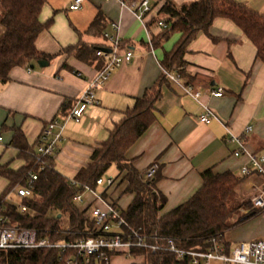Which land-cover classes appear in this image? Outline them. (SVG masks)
Wrapping results in <instances>:
<instances>
[{
  "label": "crops",
  "instance_id": "obj_1",
  "mask_svg": "<svg viewBox=\"0 0 264 264\" xmlns=\"http://www.w3.org/2000/svg\"><path fill=\"white\" fill-rule=\"evenodd\" d=\"M165 1L150 0L153 12L144 24L118 0H85L79 10H70L73 0H47L40 20H51V25L37 40V48L49 56L43 59L47 64L40 66L35 61L30 67H14L9 81L0 82V166L17 170L26 164L12 145L16 129L24 132L36 152L44 127L55 118L63 120L96 76L94 52L109 46L104 33L117 32L123 46L133 52L132 60L116 68L96 90L99 103L88 106L79 121L65 122L62 140L53 156L55 167L70 179L87 166L95 146L108 138L124 112L158 83L164 54L181 36L174 33L162 45H152V37L162 29L150 25V21ZM171 1L181 6L197 0ZM236 1L264 13V0ZM100 12L106 17V29L96 34L89 28ZM4 31L0 23V35ZM81 42L95 45L88 61L65 52L67 47ZM184 60L180 80L166 78L156 103V120L129 148L126 158L142 173L152 163H159L156 188L167 198L162 214L188 200L202 185V173L209 168L241 178L237 197L251 201L254 209L253 199L264 190V177L242 173V167L250 165L249 158L234 155L239 143L232 136L241 138L249 150L264 153V63L257 58L254 43L228 18H217L207 33L200 32L189 44ZM190 85L201 92V101L216 113L217 118L210 123L201 122L204 108L186 92ZM219 87L224 89V95L214 96L212 91ZM246 126H252V130L245 132ZM124 175L118 169L114 185L103 190L122 212L135 197L125 192ZM7 185L8 180L0 177V194ZM93 202V193L86 191L80 206H92ZM241 211L250 213L247 207ZM263 238L264 210L232 227L226 243L231 250L243 242ZM110 264L148 263L143 256L116 254Z\"/></svg>",
  "mask_w": 264,
  "mask_h": 264
},
{
  "label": "trees",
  "instance_id": "obj_2",
  "mask_svg": "<svg viewBox=\"0 0 264 264\" xmlns=\"http://www.w3.org/2000/svg\"><path fill=\"white\" fill-rule=\"evenodd\" d=\"M46 2L0 0V23L5 29L0 35V82L9 81L14 67H30L33 62L49 57L37 48L39 35L51 25V20L46 23L40 20ZM217 18H228L236 23L254 43L257 58L264 63V13L236 0H197L181 6L166 0L150 21V25H157L159 20L167 23L166 28L152 37V45H162L174 33L181 36L174 47L165 52L162 67L183 71L180 68L185 65L184 55L189 44L200 32L207 33ZM89 29L96 34L105 31L106 17L102 12ZM94 46L81 42L67 47L65 52L88 61ZM166 78L162 71L158 83L148 88L136 99L134 106L124 112L108 138L95 146L89 164L74 179L55 167L53 157L43 159V163L39 161L24 132L17 128L12 145L19 150L26 164L17 170L0 166V177L8 180L0 194V215L6 216L14 225L37 229L41 237H48L53 242L84 238L94 229L91 206L81 207L76 197L84 194L87 186L96 189L97 180L115 164L120 172H125V192L135 194L128 209L122 212L130 225L141 227L150 235L178 238V246L187 250H207L210 246L207 240L216 236L229 252L227 232L264 210L253 209L251 201L238 199L236 189L241 178L229 171L216 173L209 168L202 173V185L188 200L162 214L167 198L156 188L158 173L148 178L146 172H138L126 158L129 148L156 120V103L162 96ZM32 173L38 178L32 183V196L21 200L28 206V211L22 212L9 196L16 188L28 186ZM244 207L249 208L250 213H242ZM65 216L70 221L68 227L64 225ZM131 254L145 257L148 264H192L191 256L180 258L167 250L151 252L134 248ZM0 264H64V255L59 248L0 249Z\"/></svg>",
  "mask_w": 264,
  "mask_h": 264
},
{
  "label": "built area",
  "instance_id": "obj_3",
  "mask_svg": "<svg viewBox=\"0 0 264 264\" xmlns=\"http://www.w3.org/2000/svg\"><path fill=\"white\" fill-rule=\"evenodd\" d=\"M118 1L122 6L134 12L144 24L148 15L153 12L150 0ZM84 2L85 0H73L69 8L70 10H79L83 7ZM157 26L163 29L167 27V23L164 20H159ZM104 37L109 42L108 49L97 48L94 52L93 60L97 67L96 76L88 83L75 106L63 120L55 118L50 121L39 137L36 155L42 163L43 159L55 155L58 144L62 140L65 122L69 120L79 121L88 106L99 103L96 90L106 83L116 68L129 63L133 58V52L123 46L121 36L117 32L113 34L106 32ZM163 71L170 80L179 81L181 78L179 70L177 71L175 68L172 70L163 68ZM185 90L203 106L204 112L200 116L201 122L210 123L213 118H217L213 109L201 101V92L196 87L186 86ZM212 94L218 97L223 96L224 89L219 87L213 90ZM251 130L252 126H246L244 131L250 132ZM232 139L239 143V148L234 151V155H245L249 158L250 165L243 166L242 173L247 176L261 175L264 177V153H255L249 150L241 138L237 136L233 135ZM159 169L158 162L152 163L146 170V176L153 178ZM37 178V174L32 173L28 186L15 189V194L19 198L16 204L22 212H27L28 206L23 204L21 200L32 196L31 186ZM73 183L75 184V181ZM104 183L107 186H112L115 179L104 180L101 177L97 180V185ZM86 190L94 195V202L91 206L94 229L89 230L86 237L53 242L48 237H41L37 229L14 225L6 216L0 215V249L59 248L64 255V264H110L114 255L120 253L131 255L134 248H145L151 252L167 250L180 258L189 255L192 257V264H211L214 259L220 260L222 264H264V238L243 242L227 252L221 239L213 236L207 240L210 243L207 250H187L178 246V238L150 235L143 232L141 227L136 228L130 225L122 211L104 193L99 195L96 189L88 186ZM83 199L84 194H79L76 197V201L79 203ZM253 205L258 209H264V190H261L253 199ZM162 240L165 242L160 243Z\"/></svg>",
  "mask_w": 264,
  "mask_h": 264
},
{
  "label": "rangeland",
  "instance_id": "obj_4",
  "mask_svg": "<svg viewBox=\"0 0 264 264\" xmlns=\"http://www.w3.org/2000/svg\"><path fill=\"white\" fill-rule=\"evenodd\" d=\"M118 174V168H117V166L115 165V164H113L109 169H108V171L104 174V176H103V179L104 180H106V179H108V178H114L116 175ZM107 187V184L106 183H104L103 185H98L97 187H96V191H97V193L99 194V195H101L104 191V189ZM11 201H13L14 203H16L17 202V200L19 199L18 197H17V195L15 194V193H12L11 194V197L9 198ZM63 221H64V225L66 226V227H68L69 226V218H68V216H65L64 218H63ZM211 264H219V262L217 261V260H212L211 261Z\"/></svg>",
  "mask_w": 264,
  "mask_h": 264
},
{
  "label": "water",
  "instance_id": "obj_5",
  "mask_svg": "<svg viewBox=\"0 0 264 264\" xmlns=\"http://www.w3.org/2000/svg\"><path fill=\"white\" fill-rule=\"evenodd\" d=\"M105 50H107V49H105ZM38 63H39L40 66H44V65L47 64V62L44 61V60H39Z\"/></svg>",
  "mask_w": 264,
  "mask_h": 264
}]
</instances>
